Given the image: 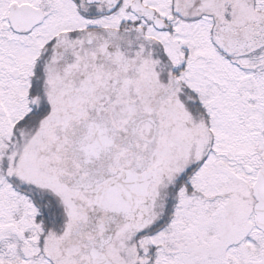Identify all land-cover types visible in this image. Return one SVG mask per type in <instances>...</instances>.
I'll return each mask as SVG.
<instances>
[{
  "label": "snow or ice",
  "instance_id": "snow-or-ice-1",
  "mask_svg": "<svg viewBox=\"0 0 264 264\" xmlns=\"http://www.w3.org/2000/svg\"><path fill=\"white\" fill-rule=\"evenodd\" d=\"M0 264H264V0H0Z\"/></svg>",
  "mask_w": 264,
  "mask_h": 264
}]
</instances>
